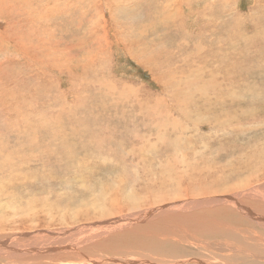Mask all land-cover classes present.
Instances as JSON below:
<instances>
[{"label":"rangeland","instance_id":"rangeland-1","mask_svg":"<svg viewBox=\"0 0 264 264\" xmlns=\"http://www.w3.org/2000/svg\"><path fill=\"white\" fill-rule=\"evenodd\" d=\"M262 185L264 0H0V264H264Z\"/></svg>","mask_w":264,"mask_h":264},{"label":"bare ground","instance_id":"bare-ground-1","mask_svg":"<svg viewBox=\"0 0 264 264\" xmlns=\"http://www.w3.org/2000/svg\"><path fill=\"white\" fill-rule=\"evenodd\" d=\"M262 191H264V185H262V186H260V187H256V188H254L253 190H250V191H248V193L247 192H245L244 194H241V195H239L241 198H239L238 196V198H239V200L240 199H242V197H247V198H250V197H254V198H256V199H263L264 200V193H263V195H262ZM260 195V196H259ZM237 197L236 196H232V198L234 199V200H236L237 199ZM231 201V200H230ZM239 202H241V201H239ZM234 204H235V206H236V208L238 209V210H243V211H245V212H243V213H245L247 216H249V218L253 221V222H256V223H258L263 229H264V212L263 213H258V212H252L251 210H249V209H247L246 207H243L242 205H240L239 203H237V202H233ZM190 205V206H195V205H197V203L196 202H191V203H178V204H175L173 207H167V209L165 210L164 209V211H171V209L172 210H174L175 208L178 210V212H177V214H174L176 217H178V218H183V219H188L189 220V218L190 217H192L191 216V214H188V215H186L185 213H184V211H185V205ZM260 204V203H259ZM263 208H264V206H263ZM175 209V210H176ZM255 209V208H254ZM174 210V211H175ZM253 210V209H252ZM154 214V211H151V210H145L144 212H141V213H138V214H135V216L134 217H132L131 215V217H128L129 219H132V218H136V220L137 221H141L142 219H146L147 217H151L152 215ZM129 219H124V221L125 222H127V221H129ZM171 219V218H170ZM190 220H192V219H190ZM136 221V222H137ZM179 221H185V220H180L179 219ZM113 224V223H112ZM115 224H116V221H115ZM119 224V223H118ZM114 225V224H113ZM118 226H123V224H121V225H118ZM107 228V227H106ZM219 228V227H218ZM106 231L107 230H105L104 232L106 233ZM103 232V233H104ZM98 233H100V235H102L103 233H101V232H98ZM98 235V234H97ZM39 238V237H38ZM262 242L264 243V240H262ZM32 243V242H31ZM30 243V244H31ZM255 243V242H254ZM36 244V243H35ZM27 245H29V244H27ZM63 245V244H62ZM31 246H32V248L34 249L35 247H33V244H31ZM54 246V245H53ZM65 246V245H64ZM199 246V245H198ZM51 247V246H50ZM49 247V248H50ZM26 248V247H25ZM29 248V247H28ZM31 248V247H30ZM37 248V247H36ZM263 248V250H264V247H262ZM38 249V248H37ZM36 249V250H37ZM42 248H40V250H38V251H33L34 253H41V250ZM52 249V248H51ZM59 249H61V247H59ZM25 250V249H24ZM27 250V249H26ZM25 250V251H26ZM35 250V249H34ZM46 250V249H45ZM47 250H50V249H47ZM63 250V249H62ZM5 251H7V250H5ZM30 252H31V250H30ZM19 253H21V251H19ZM26 253V252H25ZM28 253V252H27ZM32 253V252H31ZM12 257V256H11ZM15 259H21V260H25L26 258L25 257H18V256H16V257H14ZM36 257H34V260H36L35 259ZM17 264V263H16Z\"/></svg>","mask_w":264,"mask_h":264}]
</instances>
